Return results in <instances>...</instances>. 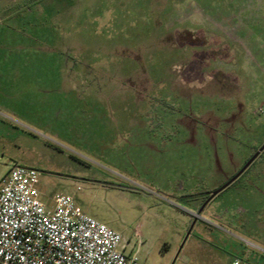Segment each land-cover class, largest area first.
Instances as JSON below:
<instances>
[{"label": "rangeland", "instance_id": "rangeland-1", "mask_svg": "<svg viewBox=\"0 0 264 264\" xmlns=\"http://www.w3.org/2000/svg\"><path fill=\"white\" fill-rule=\"evenodd\" d=\"M263 144L264 0H0V180L142 264H264Z\"/></svg>", "mask_w": 264, "mask_h": 264}, {"label": "built area", "instance_id": "built-area-1", "mask_svg": "<svg viewBox=\"0 0 264 264\" xmlns=\"http://www.w3.org/2000/svg\"><path fill=\"white\" fill-rule=\"evenodd\" d=\"M38 178L34 169L14 165L0 180V264H142L117 231L87 216L70 196L57 195L48 208Z\"/></svg>", "mask_w": 264, "mask_h": 264}, {"label": "water", "instance_id": "water-1", "mask_svg": "<svg viewBox=\"0 0 264 264\" xmlns=\"http://www.w3.org/2000/svg\"><path fill=\"white\" fill-rule=\"evenodd\" d=\"M264 150V144L255 152V154L250 158V160L244 165V167L232 178L230 179L225 185H223L221 188H219L218 190L212 192L209 197L207 198V200L205 201V203L203 204V207L214 197L216 196L218 193H220L223 189H225L227 186H229L235 179H237L243 172L244 170L260 155V153ZM202 207V208H203ZM198 210L197 212V216H199V214L201 213V210ZM189 235V232L187 233L186 237Z\"/></svg>", "mask_w": 264, "mask_h": 264}, {"label": "crops", "instance_id": "crops-1", "mask_svg": "<svg viewBox=\"0 0 264 264\" xmlns=\"http://www.w3.org/2000/svg\"><path fill=\"white\" fill-rule=\"evenodd\" d=\"M206 196H207V195H206ZM206 196H205V197H206ZM205 197H203L201 204L204 202ZM193 198L196 199V200L199 199V197H193ZM212 199H213V198H212ZM208 203H209V202H208ZM208 203H207V204H208ZM207 204H206V205H207ZM206 205H205V206H206ZM195 217L198 218L197 215H195ZM217 220H218V219H217Z\"/></svg>", "mask_w": 264, "mask_h": 264}, {"label": "trees", "instance_id": "trees-1", "mask_svg": "<svg viewBox=\"0 0 264 264\" xmlns=\"http://www.w3.org/2000/svg\"><path fill=\"white\" fill-rule=\"evenodd\" d=\"M209 195H210V194H208V195L205 197V200L209 197ZM205 200H204V201H205Z\"/></svg>", "mask_w": 264, "mask_h": 264}, {"label": "flooded vegetation", "instance_id": "flooded-vegetation-1", "mask_svg": "<svg viewBox=\"0 0 264 264\" xmlns=\"http://www.w3.org/2000/svg\"><path fill=\"white\" fill-rule=\"evenodd\" d=\"M206 200H207V199H206ZM206 200H205V201H206Z\"/></svg>", "mask_w": 264, "mask_h": 264}]
</instances>
